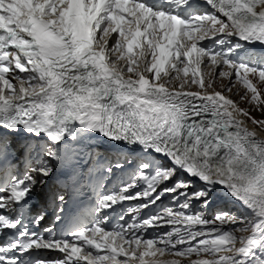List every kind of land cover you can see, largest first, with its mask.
Listing matches in <instances>:
<instances>
[{"label": "snow or ice", "instance_id": "obj_1", "mask_svg": "<svg viewBox=\"0 0 264 264\" xmlns=\"http://www.w3.org/2000/svg\"><path fill=\"white\" fill-rule=\"evenodd\" d=\"M236 84L264 109V0H0V264H264Z\"/></svg>", "mask_w": 264, "mask_h": 264}, {"label": "rangeland", "instance_id": "obj_2", "mask_svg": "<svg viewBox=\"0 0 264 264\" xmlns=\"http://www.w3.org/2000/svg\"><path fill=\"white\" fill-rule=\"evenodd\" d=\"M202 71H204V69L202 68ZM218 71V70H217ZM255 82V81H254ZM223 83L225 85L229 84V81L227 79H224L223 80ZM257 87H261L259 84L257 85ZM193 91L196 90L195 89V86H193ZM244 92H245V89L243 88L242 85L240 84H236L233 88H232V93H225L226 95H230L231 98L237 102L239 104V107L242 108V109H248L250 112H251V115L253 117H255L257 120H260V119H264V109H257L255 108L252 104H249L247 100H242L241 97L244 95ZM250 95V94H249ZM245 119L251 123L252 121L250 119H248L247 117H245ZM254 125V124H253ZM256 126V125H254ZM261 130V129H260ZM264 132V130H261ZM169 196H166L164 198H167ZM170 200H171V197H169ZM169 201H167L166 203L164 204H168ZM225 208L226 210L227 209H231L233 211H237L238 214L240 215H248L247 211L243 208H241L238 204H228V203H225V204H220V205H216L215 207H213L212 209H210L208 211V214L211 215L216 209L218 208Z\"/></svg>", "mask_w": 264, "mask_h": 264}, {"label": "bare ground", "instance_id": "obj_3", "mask_svg": "<svg viewBox=\"0 0 264 264\" xmlns=\"http://www.w3.org/2000/svg\"><path fill=\"white\" fill-rule=\"evenodd\" d=\"M241 119H244L245 120V122L248 124V126L250 127V128H255L256 126H254L253 124H251V123H249L246 119H245V117H243V116H241L240 117ZM257 131L259 132V134L262 136V137H264V132L263 131H261L260 129H257ZM222 202V201H221ZM224 202H226L225 200L223 201V203ZM235 203V204H237L236 202H234V201H232V200H229V203ZM219 204V203H218ZM215 207V206H214ZM54 255H56L55 253H53V254H50L49 255V257H52V256H54Z\"/></svg>", "mask_w": 264, "mask_h": 264}]
</instances>
